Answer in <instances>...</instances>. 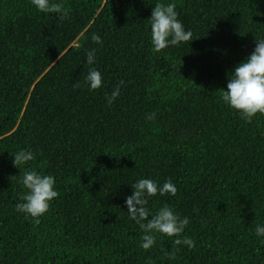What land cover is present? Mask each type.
I'll return each mask as SVG.
<instances>
[{
    "label": "trees",
    "instance_id": "16d2710c",
    "mask_svg": "<svg viewBox=\"0 0 264 264\" xmlns=\"http://www.w3.org/2000/svg\"><path fill=\"white\" fill-rule=\"evenodd\" d=\"M62 2L63 21L0 0V264H264V115L246 122L221 99L264 38V0ZM157 2L176 4L191 42L152 50ZM24 148L59 192L38 222L16 210L26 190L11 154ZM142 178L176 185L147 207L188 217L194 247L163 234L140 247L125 198Z\"/></svg>",
    "mask_w": 264,
    "mask_h": 264
},
{
    "label": "clouds",
    "instance_id": "9594fccd",
    "mask_svg": "<svg viewBox=\"0 0 264 264\" xmlns=\"http://www.w3.org/2000/svg\"><path fill=\"white\" fill-rule=\"evenodd\" d=\"M31 6L39 13L55 14L63 21L70 15L62 0H30ZM174 2H157L152 8L150 23V38L152 50L160 52L170 46L192 41L191 30H186L178 18ZM92 40L97 45L103 41L99 35ZM96 62V49L87 52L86 64L89 69L85 76V84L96 90L103 87V76L93 65ZM222 101L239 114L246 122L253 117L264 115V38L255 40V48L243 61L235 65L227 77L226 90L221 89ZM119 95V89L111 93V103ZM13 166L23 168L20 183L26 190L21 196V202L16 204V210L25 217H31L37 222L45 215L51 201L59 196L56 190V179L53 175L37 171L30 166L36 159V153L30 148H24L11 154ZM28 165L27 167H24ZM132 193L125 198V207L129 219L134 221L142 230L140 247L148 250L156 243V234L175 237L173 244L192 248L195 241L183 235L189 224L188 217H181L171 207L164 205L155 212L147 207L150 197L171 195L175 196L177 188L171 179L162 184L155 180L142 178L131 185ZM256 236L264 239V225H257Z\"/></svg>",
    "mask_w": 264,
    "mask_h": 264
}]
</instances>
